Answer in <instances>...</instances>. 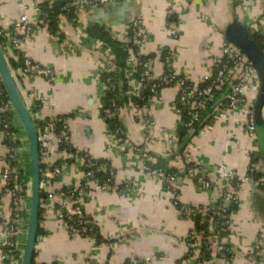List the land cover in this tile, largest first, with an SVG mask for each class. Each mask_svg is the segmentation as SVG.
Returning <instances> with one entry per match:
<instances>
[{
  "label": "crops",
  "instance_id": "crops-1",
  "mask_svg": "<svg viewBox=\"0 0 264 264\" xmlns=\"http://www.w3.org/2000/svg\"><path fill=\"white\" fill-rule=\"evenodd\" d=\"M43 1L0 0V29L10 33L24 15L33 25L22 48L9 45L4 49L7 57L26 52L53 71L51 77H18L37 124L42 126L52 116L65 121L75 152L66 153L53 139L43 142L44 166L60 170L45 185V192L54 196L42 205L33 264H132V257L149 264H264V189L244 182L228 214L229 223L218 231L211 224L213 234L203 244L196 221L175 204L166 179V174L176 172L180 203L205 213L222 199L229 183L218 175V167L225 165L244 176L253 158H258L264 171V91L257 70L252 69L254 77L245 91L255 103L254 134L247 127L245 106H224L242 67L227 73L200 127L187 128V141L179 131L184 123L174 108L180 95L177 85L159 88L143 105L135 100L144 87L135 75L138 56L149 62V79L155 82L163 80L165 57L171 53L178 73L203 85L205 77L216 73L225 60L231 28L243 25L250 34H264V0H114L84 9L70 0H46L64 19L58 32H52L44 20ZM56 1L61 3L60 11L54 7ZM67 9L74 16H64ZM137 17L144 20L146 36L135 50L128 49L127 66L120 77V100L124 102L117 112L126 136L116 137L103 112L108 94L104 76L117 69L116 44L131 45V26ZM100 31L105 38L97 35ZM8 153L0 133V233L11 215V197L3 178ZM86 153L113 171L112 188L95 190L99 180L86 179L82 161ZM25 157L29 173V152ZM64 158L67 163L62 162ZM145 163L161 168L164 174L144 171ZM200 176L207 178L209 186ZM73 187L92 191L80 203L94 220L93 238L57 216L58 192ZM231 202L224 201L225 207ZM257 241L261 246L253 259ZM227 247L231 252L223 257ZM206 253H210L208 258ZM0 264H8L1 253Z\"/></svg>",
  "mask_w": 264,
  "mask_h": 264
},
{
  "label": "built area",
  "instance_id": "built-area-1",
  "mask_svg": "<svg viewBox=\"0 0 264 264\" xmlns=\"http://www.w3.org/2000/svg\"><path fill=\"white\" fill-rule=\"evenodd\" d=\"M70 1L84 9L91 6L104 5L114 0ZM43 16L47 19L48 13H43ZM57 22L58 24H62L64 19L59 17ZM32 32L33 25L30 23L27 15H24L18 22L15 23V28L10 33L0 29V44L3 49L9 45L16 49H20L27 39H29ZM172 33L176 35L177 30L173 29ZM145 36L146 28L144 26V20L142 17H137L131 26L130 42L133 46H140ZM224 53V62L218 68L216 73L209 74L205 77V83L203 85L193 84L186 76L180 75L173 64V55L168 53L165 57L167 71L163 76V80H160L159 83L155 82L152 85L151 90L157 91L159 88L169 84L177 85L180 90V95L178 100L174 103L175 111L179 117L184 118L185 111L187 110L188 116L182 121L188 129H193L201 122L206 109L209 107L215 95L216 89L225 83L227 73L236 67H242L243 71L227 96L224 106L232 109L245 106L248 111L247 127L249 131L254 134L257 129L255 103L247 97L245 92L247 83L252 79V77H254L253 62L240 48L231 43L224 46ZM137 54L140 55V53ZM142 67L144 69V76L142 79L144 80L149 78L151 75L149 62L147 60L143 61ZM13 70L16 75L20 76L43 75L51 77L53 75V71L50 68L44 67L39 62L34 61L26 52H21V62L19 66L13 68ZM106 87L108 93H114L118 87L117 78H106ZM44 102L45 101H43V103ZM119 107L120 105L117 98H113L109 104H106L105 102L103 103V112L106 116L112 117L119 111ZM32 111L34 114V110ZM12 120H14V125L20 132L13 136L14 138L17 137L19 142L14 143L9 148L6 165L3 171V178L6 184L5 191L11 197V215L9 220L5 221L3 229L0 233V253L2 258L7 261L8 264H22L23 243L26 239L29 221V207L27 202L29 197V180L27 178L28 170L25 157L28 144L27 140L23 137L24 130L0 76V133L3 134L4 137H6L5 133L7 130L13 126ZM38 128L41 140V151H43V142L46 139H53L57 143H60L66 153L70 150L71 136L68 125L65 121L52 116L50 117V120L46 121L42 126L38 125ZM123 135H125V130L123 128H117L115 130L116 137H121ZM82 161L83 165H86L88 168L86 171L84 170L87 176H93L97 171H108L109 173V177L104 181L99 182L96 185L95 190H106L112 188L114 174L111 169L105 167V165L96 164L88 153L82 155ZM41 162V187L43 192L41 205H44L48 199L54 196L52 193L45 192V185L48 178L50 175L58 173L60 168L56 167L52 171L49 167L44 166L42 159ZM62 162L67 163L68 160L64 158ZM142 168L144 171L151 174H164L161 168L154 167L148 163L143 164ZM257 171L264 173V171L259 168V163L251 165L248 172L244 176L238 175L235 170L230 169L225 165L218 167V175L221 178L229 180L226 191L222 197L223 200L226 202H237L239 200L238 192L244 182H251L255 185L264 183V175H261V177L258 178L255 176ZM177 176L178 174L176 172L166 174V179L169 183L173 200L175 204L180 205L182 213L185 216H193L199 213V209L182 205L180 203V194L175 185ZM199 179L205 186H209L210 183L207 178L200 176ZM88 193L91 194L92 191L86 189V187H73L58 192L57 195L60 197V205L57 209V216L60 219L72 220L75 224H77V227H73L71 224V228H75L82 235H88L93 238V235L96 233L94 220L85 212L84 207L80 203L81 198ZM208 210L212 211L213 215L221 217V220L214 224L215 227L218 228L219 225L223 224L225 226L229 223V218L226 213L227 209L224 203L221 205H210ZM260 246V242L257 241L254 250L251 252V257L253 259H257V251L260 249ZM229 252H231V248H225L222 252V256L226 257ZM131 263L149 264L148 260L139 259L137 257H132Z\"/></svg>",
  "mask_w": 264,
  "mask_h": 264
},
{
  "label": "water",
  "instance_id": "water-1",
  "mask_svg": "<svg viewBox=\"0 0 264 264\" xmlns=\"http://www.w3.org/2000/svg\"><path fill=\"white\" fill-rule=\"evenodd\" d=\"M61 3H54L57 11H60ZM228 41L240 48L246 56L253 62V67L257 70L262 82L264 91V54L259 44L253 39L247 27L237 25L230 29ZM0 76L5 86L6 92L11 99L15 112L25 132L28 151L30 171L27 175L29 180V221L25 242L23 243L22 264H33L35 259L36 245L38 241L41 221V200H42V151L40 133L36 118L33 114L11 66L5 50L0 44ZM181 134L186 135L189 140L188 129L184 125H179Z\"/></svg>",
  "mask_w": 264,
  "mask_h": 264
},
{
  "label": "trees",
  "instance_id": "trees-1",
  "mask_svg": "<svg viewBox=\"0 0 264 264\" xmlns=\"http://www.w3.org/2000/svg\"><path fill=\"white\" fill-rule=\"evenodd\" d=\"M43 2H44L43 3V5H44V7H43L44 13L45 12L48 13V18L47 19L45 18L44 20L47 21V23L49 24L52 32H58L59 24L57 22V19H58V17H60V15L57 14L53 10V8L50 6V4L48 3V1L44 0ZM73 13L74 12H73L72 9H67V10H65V12H64L63 15L64 16H67V17L68 16L71 17V16H74ZM44 16H45V14H44ZM103 33H104L103 31H100V32H98L97 35L100 34V37L105 38V36L102 35ZM251 36L259 44V46L261 47V49L263 51V54H264V34L261 33V31H256L253 34H251ZM231 44H233V43H231ZM116 48L117 49H115V52L117 54V65H118L117 66V69L114 70L112 73H106L104 77L105 78L113 77L114 79L116 77L117 78V86L118 87H117V89H116V91L114 93H108L106 95L105 103L106 104H109L112 101L113 98H117L119 105H121L124 101L123 100H120L121 92H122V89H121L122 87L120 86V82H121V78L120 77H121V75H122V73L124 71V68H126V66H127L126 65L127 61L126 60H127L128 55H129L128 49L129 48L130 49L132 48L133 50H135V48H134V46L132 44L130 46H127V48H126V46H124V48H123V46H121L119 44H116ZM17 56L18 57L15 58V57H12V56H9L8 55L9 62H10L11 66L13 68L18 67L19 64H20V62H21V54H20V52L17 53ZM138 57H139V60L138 61H139L140 64H137L136 65V67L138 68V71L136 72L135 75H136L137 78H139L141 80L143 78V76H144V73H143L144 69L142 67V62L145 61V60H144V56H142V55L141 56H138ZM119 70H121V72ZM166 71H167V68H166ZM118 72H120V73H118ZM118 74H120V76ZM19 76L20 75H17V78ZM141 81L143 82L144 87L140 90V92L138 93L137 97L135 98V100L137 101V105H143L144 103H146L147 100L149 99V97L152 94H154V92H156V91H152L151 90L152 85L155 83V81L153 79L147 78V79H144V80L142 79ZM159 82L160 81H158V83ZM124 85H126V84H124ZM123 88L125 89V86ZM126 88H127V85H126ZM114 94H116V95H114ZM261 105L262 104H260L259 107ZM187 113L188 112L186 110L185 111L184 118H182V120H185L186 119V117L188 116ZM107 119L109 121H111L113 130L114 129L116 130L117 128H122V124L120 122V119L117 116V113H116V115H114L112 117H108ZM12 122H13V126L10 129H8L7 132L5 133V135H6V137H5V144L8 146V149L14 143H18L19 142L18 139H17V137L14 138L13 136L15 134H18L20 131L14 125V120H12ZM199 127H200L199 124H197L195 126L196 129H198ZM124 136H126V135H123L122 137H124ZM70 147L71 148H69L70 149L69 152H71L72 154H74L75 152L73 151L72 146H70ZM93 161H95V160H93ZM256 163H258V158H253V161L250 164V166L253 165V164H256ZM96 164H98V163L96 162ZM83 169L86 171L88 168H87L86 165H83ZM261 175H264V173L263 172H258V171L255 173V176L257 178L258 177H261ZM91 177H94L95 179L99 180V182H102V181H104L105 179H107L109 177V173H108V171H97L93 176H89L86 179L87 180L88 179H91ZM257 187L258 188H261V189H264V183H260L259 185H257ZM222 203H224L223 198L221 200H219L218 202L213 203V205H221ZM236 203L237 202H233L230 207H227L226 208L227 209V211H226L227 215L231 213V208H233L235 206L234 204H236ZM192 217L196 221L197 229L201 230V232H199V234H201V241L204 244V242L207 241L208 235L213 234V231H212L213 229L211 230L210 227L213 224H215L217 221L219 222L221 220V217L213 215L212 211H209V210H207L205 213L199 212V213L193 215ZM65 220L68 222V224L70 226L72 224L73 227H75V226L77 227V224H75L72 220H70V219L69 220L65 219ZM221 227L224 228V225L223 224L222 225H219V227L216 228V230L217 231L220 230ZM223 234H225V231H223ZM205 256H206V258H208V256H210V253H206Z\"/></svg>",
  "mask_w": 264,
  "mask_h": 264
},
{
  "label": "rangeland",
  "instance_id": "rangeland-1",
  "mask_svg": "<svg viewBox=\"0 0 264 264\" xmlns=\"http://www.w3.org/2000/svg\"><path fill=\"white\" fill-rule=\"evenodd\" d=\"M27 152H29V151H28V146H27ZM28 162H29V161H28Z\"/></svg>",
  "mask_w": 264,
  "mask_h": 264
}]
</instances>
